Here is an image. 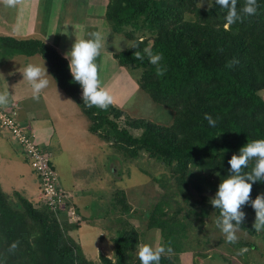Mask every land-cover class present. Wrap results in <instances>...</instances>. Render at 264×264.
I'll return each mask as SVG.
<instances>
[{"label": "trees", "instance_id": "1", "mask_svg": "<svg viewBox=\"0 0 264 264\" xmlns=\"http://www.w3.org/2000/svg\"><path fill=\"white\" fill-rule=\"evenodd\" d=\"M198 2L107 0V25L131 41L114 57L126 70L137 73L139 87L153 102L171 110L172 120L167 125L133 118L115 104L107 110L86 107L81 85L74 81L68 60L56 48L41 37L0 36V47L6 54L38 53L47 61L58 86L88 117L91 132L126 158L138 159L146 154L166 170L152 177L163 181L165 191L152 209L148 226L159 228L161 245L170 246L174 253L191 245V222L178 216L188 217V212L181 214L184 206L177 208L174 217H167L162 210L164 204L181 197L188 211L202 217L209 207L217 219L220 210L202 194L201 182H212L218 189L229 174L231 156L248 141L264 138V98L259 93L264 89V0H257L256 15L227 27L226 9L216 5L215 0L211 7L199 8ZM243 4L244 0H237L238 11ZM149 45L153 52L163 53L161 66L166 72L161 77H157V66L146 56L142 61L134 58L135 51L142 52ZM234 59L238 63L227 67ZM205 113L217 120L215 127L208 125ZM252 166L250 163L245 171ZM120 193L123 211L128 210L123 191ZM259 194H264V180L252 184L250 201L242 211L255 213L251 200ZM15 195L14 200L0 187V261L92 264L68 234L75 226L61 215L66 207L57 217L45 203L38 208L19 192ZM14 241L19 246L9 252ZM112 242L114 255L108 258L100 254L101 264H140L138 230L123 227ZM160 264L176 263L170 253L161 257Z\"/></svg>", "mask_w": 264, "mask_h": 264}, {"label": "crops", "instance_id": "2", "mask_svg": "<svg viewBox=\"0 0 264 264\" xmlns=\"http://www.w3.org/2000/svg\"><path fill=\"white\" fill-rule=\"evenodd\" d=\"M106 4L107 0H21L16 8H8L0 3V36L41 37L69 62L70 57L67 55L76 39L87 38L88 34L94 31L100 32L106 38L101 54L97 58L102 87L113 95L114 104L125 110L121 105L127 97L125 94L128 92L127 88H130L128 87L130 78L127 76L125 67L119 65L114 57L117 50L112 42L115 43L116 38L120 40L121 38L118 37L121 35L114 33L105 21ZM125 44L120 41L122 49ZM37 54H15L13 56L24 55L29 59H35ZM22 59L24 68L28 64L24 58ZM5 63L4 57H1L0 74L10 69L4 67ZM51 77L48 76L49 87L40 94L39 100H35L32 97L30 84L25 87L23 84L17 85L16 79L13 84H8L0 76V91L8 89L11 94L9 104L3 108L17 103L21 127L34 135L36 142L42 145L41 149L49 154L51 163L58 173L61 169L64 171L66 169L70 174L66 180L59 176L60 186L68 194L67 204L73 206L80 218H90L91 215L88 216L86 211L90 207L89 202L96 199L99 191L81 185L82 178L77 177L75 171L86 165L83 153H87L89 159L91 156L92 160L103 159L106 142L90 131L88 117L76 101L58 86L52 75ZM112 149L115 152V148L112 147ZM9 168L14 170L20 181L14 185V188L30 201L37 199L42 201L39 197L40 182L37 174L29 165L22 148L10 132L0 128V180H5V172ZM0 184L3 183L0 181ZM105 188L111 192L106 184L101 190L105 191ZM61 212L66 221L71 223L70 226H76L75 230H78L84 222H88L82 221L77 226L76 223L72 224L75 220L70 219L66 211ZM87 225L90 226V224ZM99 234H102L98 237L101 239L99 242L106 241L103 238V232ZM76 235H79L78 232ZM82 243H85L84 239Z\"/></svg>", "mask_w": 264, "mask_h": 264}, {"label": "rangeland", "instance_id": "3", "mask_svg": "<svg viewBox=\"0 0 264 264\" xmlns=\"http://www.w3.org/2000/svg\"><path fill=\"white\" fill-rule=\"evenodd\" d=\"M208 5V0H204L201 7H207ZM118 38L123 39L121 41L126 43L123 49L131 45V41L125 36L121 35ZM114 48H116L115 45ZM13 55L6 54L0 47V59L4 57V62H6L4 67L6 69L10 68L5 73L0 74V76L8 84H13L15 79L17 85L23 84V87H25V85L29 84L26 79H23L22 58L25 59L27 64L37 63L42 65L44 61L47 72L51 77L47 62L41 55H35V59H29V57L24 55ZM126 71L127 76L130 78L128 84L130 88H127L128 92L125 94L127 97L121 105L126 110H124L125 114H129L133 118L149 119L158 124H169L172 120L171 110L153 102L149 98L147 93L139 87L138 76L135 71ZM51 80H53L52 77ZM259 93L264 98V89L260 90ZM117 106L120 107L119 105ZM38 145L40 148L42 147L41 144ZM109 145L106 142V147H104L105 156L101 154L104 156L103 159L92 160L91 156L89 159V155L83 153L86 165L84 168L79 167L75 171L76 176L82 178L83 182H80L81 185L99 191L96 199L89 202L90 207L86 211L87 215H91V217L89 218L86 215L87 218L84 219L77 216V220L72 224L76 223L78 226L82 221L88 222H84L78 230H75V226L73 230L68 231V234L80 244L85 258L92 264H101L100 254L108 258L113 257L114 243L112 240L116 236L117 231L123 227H134L138 230L139 243L137 248L144 243L158 246L162 242L159 228L149 227L148 220L152 209H154L156 203L161 199L160 196L165 191L163 181L153 180L152 177L158 176L166 170L159 166L156 161L147 157L148 155L146 154L138 159L126 158L120 151L115 149L114 152ZM42 150L45 151L44 149ZM58 175L63 180H66L70 174L68 170L65 169L64 171V169H61ZM0 181L3 183L0 184L2 191L15 200V194L19 191L14 188V185L20 181L17 179L14 170L9 168L5 172V180ZM105 184L111 189V192H108L106 188L105 191L101 190ZM93 185H97V187H93ZM201 186L204 188L202 194L210 199L215 196V192L218 190L213 186L212 182L209 184L201 182ZM120 190L123 191L125 201L129 205V209L125 211H123L124 203L120 202V197L123 196ZM195 196L200 197L196 192ZM177 198V201L172 200L168 204H164L162 209L167 217H174L177 208L184 206L181 214L188 212V217L178 216L186 223L188 221L191 222V228H188L191 245L178 253L171 252V257L174 258L176 264H264V231L257 232L255 229L253 231L249 229L250 225L255 221L254 212L250 210L244 211L245 219L237 233L238 241L234 244L227 243L224 235L216 227V213L213 209L208 207L207 213L200 217L194 211H188L189 206L183 202L181 197ZM31 202L38 208L41 204L43 205V202L39 199ZM243 208L246 207L243 206ZM196 211H198L197 208ZM87 224L94 227H90ZM76 232L79 235H76ZM99 232H103V238L104 240L106 239L104 242L107 244L103 241H101L102 243L99 242L101 239L98 237L102 235ZM83 239L85 243H82ZM243 248H246L247 251L241 254L240 250Z\"/></svg>", "mask_w": 264, "mask_h": 264}, {"label": "clouds", "instance_id": "4", "mask_svg": "<svg viewBox=\"0 0 264 264\" xmlns=\"http://www.w3.org/2000/svg\"><path fill=\"white\" fill-rule=\"evenodd\" d=\"M204 0H199V8L203 5ZM211 7L212 0H208ZM5 7L16 8L21 0H0ZM215 4L221 9H226L225 21L226 27L237 22H242L245 17H251L258 12L257 0H244L243 6L237 9V0H215ZM185 19H188L187 14ZM105 37L98 31L88 34L87 38H82L74 42L71 51L67 57H70L69 68L75 82L79 83L83 89L82 99L86 107H96L101 110H107L110 105L115 103L113 95L102 87L99 71L100 66L97 58L104 47ZM120 40L113 43L118 52L123 49L120 47ZM135 48V47H133ZM145 56L149 63L156 65V75L161 77L165 74L166 68L161 66L163 53L153 52L152 46H147L143 51H135L134 58L143 60ZM238 60H232L227 67H233ZM23 79H26L32 89V97L35 100L40 99V94L49 87L50 80L48 72L43 64L29 63L22 71ZM8 89L0 91V107H6L10 101ZM204 119L207 120L210 127H215L217 120L212 115L205 113ZM254 162V163H253ZM230 165L229 174L221 180L215 196L210 199V203L215 209H219V216L215 220L216 227L224 235L227 243H236L239 239L237 233L242 222L245 219V212L242 206L250 201L252 184L264 180V138L248 141L239 150L238 154H233L228 161ZM252 167L250 171H245ZM251 205L255 210V221L252 227L257 231H264V194H259ZM19 246L18 241H14L9 252H14ZM170 246L158 245L153 246L144 243L138 246V258L140 264H160L161 257L172 252ZM247 249L240 250L241 254ZM5 264V261H0Z\"/></svg>", "mask_w": 264, "mask_h": 264}, {"label": "built area", "instance_id": "5", "mask_svg": "<svg viewBox=\"0 0 264 264\" xmlns=\"http://www.w3.org/2000/svg\"><path fill=\"white\" fill-rule=\"evenodd\" d=\"M17 103L8 108L0 107V128L8 130L14 140L22 148L29 165L37 174L40 182V199L57 217L59 210L65 209L70 219L77 220V214L71 204H67L68 194L59 183V175L49 154L37 144L34 135L24 130L18 119Z\"/></svg>", "mask_w": 264, "mask_h": 264}]
</instances>
